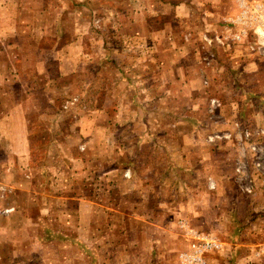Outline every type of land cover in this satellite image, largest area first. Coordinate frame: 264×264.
I'll return each mask as SVG.
<instances>
[{
  "label": "rangeland",
  "instance_id": "1",
  "mask_svg": "<svg viewBox=\"0 0 264 264\" xmlns=\"http://www.w3.org/2000/svg\"><path fill=\"white\" fill-rule=\"evenodd\" d=\"M240 1L264 10L0 0V264H195L201 238V264H264V53L230 40ZM166 147L187 151L157 185L112 166Z\"/></svg>",
  "mask_w": 264,
  "mask_h": 264
},
{
  "label": "built area",
  "instance_id": "2",
  "mask_svg": "<svg viewBox=\"0 0 264 264\" xmlns=\"http://www.w3.org/2000/svg\"><path fill=\"white\" fill-rule=\"evenodd\" d=\"M240 4V12L235 17L234 23L242 25L240 29H237L230 35L231 42H239L243 38H246L248 33L253 35L252 49H262L264 53V10L261 8V4H248L242 1ZM203 42L207 44L221 43L220 38L217 35L211 36L209 34L202 35ZM212 106H218L219 102L215 99H211ZM246 136L247 133L244 132ZM82 148V147H80ZM217 244L211 240L204 239H192L190 242V251L188 254H182L183 260L193 262L195 264L203 263V256L206 252L215 248Z\"/></svg>",
  "mask_w": 264,
  "mask_h": 264
},
{
  "label": "crops",
  "instance_id": "3",
  "mask_svg": "<svg viewBox=\"0 0 264 264\" xmlns=\"http://www.w3.org/2000/svg\"><path fill=\"white\" fill-rule=\"evenodd\" d=\"M124 131V129H123ZM125 136V133L122 135V137ZM135 140L137 141L135 145H137L138 141L136 138ZM156 143V142H155ZM18 149L19 148H14V145L10 144L9 148H3V151L8 150L11 153H18ZM149 152L143 151L146 150L145 148H119V153L120 155H118V160L119 163L118 164H112L113 167L115 168H122V167H126L129 166L131 167V169L134 170L135 173V177H134V181H137L139 183L140 179L137 177L138 176V172L140 170V168H147L151 171V173L153 175H156L155 178V183L153 185H157L158 182H161V176H159L160 178H158V175H161V170L160 169H164V170H170L173 169V167L176 168L175 162L177 163V160L175 159L176 157H174L175 155H179V157L181 158V154L184 155L183 153L185 151H187V148H178L177 151L179 152H175L172 156L173 150L175 148H158L160 149L161 154L159 153V150H157V148H148ZM25 151L24 146H22L21 151H19L20 154H23ZM148 154L149 155V159L145 160L140 159L142 155ZM24 159V158H23ZM160 161V162H159ZM111 163L113 162H105L103 163L101 166L103 169L108 168ZM122 202H133V206L135 205L136 207L139 206L138 204H140L141 199H139V195L132 193L130 195H126V194H122ZM152 196V195H151ZM79 200V198H75V202ZM124 203V204H125ZM78 204V202H76V205ZM132 206V210L133 211H139L138 208H135ZM124 209V208H123ZM126 214V213H124Z\"/></svg>",
  "mask_w": 264,
  "mask_h": 264
}]
</instances>
